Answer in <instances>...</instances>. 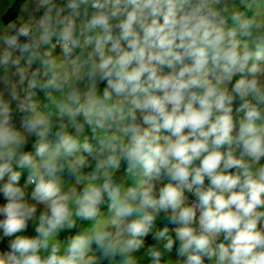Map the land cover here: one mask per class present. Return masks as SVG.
I'll use <instances>...</instances> for the list:
<instances>
[{"label":"clouds","instance_id":"obj_1","mask_svg":"<svg viewBox=\"0 0 264 264\" xmlns=\"http://www.w3.org/2000/svg\"><path fill=\"white\" fill-rule=\"evenodd\" d=\"M34 11L0 36V264H139L149 235L151 264H264V0Z\"/></svg>","mask_w":264,"mask_h":264},{"label":"trees","instance_id":"obj_2","mask_svg":"<svg viewBox=\"0 0 264 264\" xmlns=\"http://www.w3.org/2000/svg\"><path fill=\"white\" fill-rule=\"evenodd\" d=\"M14 2V0H0V36H3L5 34H7L10 31V25L4 26L1 22V17L3 16V14L7 11V9L12 5V3ZM35 0H26V2L21 6L19 12H18V17L17 20L19 23H21L24 20H28L29 18L38 15L35 11ZM0 47H2V45H0ZM59 51V49H57V52ZM101 90L104 87L103 84L100 85ZM41 98H42V94H41ZM13 107H15V105H13ZM14 122L16 123L17 127H19V116H14ZM90 135V133H88ZM35 137H31L29 138V142L27 144V146L25 147V151H31L32 150V143L35 142ZM126 165H124L122 163L121 169L116 173V180L117 182L121 181V178L124 176V169H125ZM91 169H85V171H90ZM27 178V171H25L22 174L21 180H20V186H23L25 181ZM64 180L66 184H71L74 183V181L67 176V174L65 173L64 175ZM4 181H0V183H3ZM205 183L207 184L208 181L206 179ZM131 185V180H127L124 184L125 187L130 186ZM32 187L33 186H29V188L27 189L28 192V198H29V202L30 203H35L34 201H31L30 199V193L32 191ZM4 203H6V200L3 197V194L0 193V205H3ZM37 215H39V213L41 211H43V205H38L37 206ZM101 211L107 215V206H102ZM165 214L161 213V215L157 218L156 220V227L157 228H163L165 225L166 220L164 219ZM38 223V221L36 222ZM93 223L92 221H78L77 222V227L71 230H64L59 234V239L63 242L66 243L68 237L70 236H74L76 235L78 232L82 231L84 228L90 226V224ZM22 235L25 236H29V237H34L36 235L35 232V223L32 221H29V226L27 228V230L23 233H21ZM0 235H2V233H0ZM9 239L10 238H4L3 240H0V252L2 251H7L8 250V245H9ZM153 245H157V242L155 240H153L152 236L149 235L148 237H146L145 239V246L144 248H142L139 252L135 253V256L138 258L139 264H151L150 259L145 255L146 250L149 246H153ZM179 246V241H176L174 247H173V251L171 253H166L163 257V261L162 264H165V262L167 261H175L177 258L176 256V248ZM162 248V245L160 246ZM106 264V262H105ZM205 264H208V262L206 261Z\"/></svg>","mask_w":264,"mask_h":264},{"label":"water","instance_id":"obj_3","mask_svg":"<svg viewBox=\"0 0 264 264\" xmlns=\"http://www.w3.org/2000/svg\"><path fill=\"white\" fill-rule=\"evenodd\" d=\"M26 2V0H14L12 5L7 9V11L1 17V22L4 26L11 25L12 23L19 24L17 17L21 6Z\"/></svg>","mask_w":264,"mask_h":264},{"label":"built area","instance_id":"obj_4","mask_svg":"<svg viewBox=\"0 0 264 264\" xmlns=\"http://www.w3.org/2000/svg\"><path fill=\"white\" fill-rule=\"evenodd\" d=\"M186 195H188V196H189V200H192V199H194V197H193L191 194H186ZM165 225H166V226H168L170 229H172V228L176 227V225L167 224V221L165 222ZM172 234H173V236L175 235V233H174V232H173Z\"/></svg>","mask_w":264,"mask_h":264}]
</instances>
